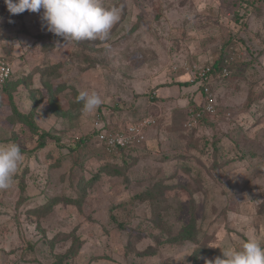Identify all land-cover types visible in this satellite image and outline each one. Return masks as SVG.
<instances>
[{"label": "rangeland", "instance_id": "obj_1", "mask_svg": "<svg viewBox=\"0 0 264 264\" xmlns=\"http://www.w3.org/2000/svg\"><path fill=\"white\" fill-rule=\"evenodd\" d=\"M104 3L122 8L108 39L67 42L47 30L43 9L11 14L0 0V59L12 69L0 92V143L18 144L24 157L12 186L0 190V263L205 264L264 236V0ZM224 54L232 74L214 83L218 120L190 126L198 106L188 100L172 117L158 113L171 111L167 102L151 111L165 100L159 87L194 85L186 67ZM83 90L102 96L91 114L77 102ZM51 95L62 114L51 110ZM98 112L108 129L142 117L156 123L142 147L110 155L95 141ZM83 138L92 151L75 165L81 150L70 149ZM107 165L126 168L130 180ZM149 189L156 197L134 198ZM81 192L82 207L62 201L38 217L52 198ZM193 223L195 242L173 240ZM73 236L79 254L62 259Z\"/></svg>", "mask_w": 264, "mask_h": 264}, {"label": "clouds", "instance_id": "obj_2", "mask_svg": "<svg viewBox=\"0 0 264 264\" xmlns=\"http://www.w3.org/2000/svg\"><path fill=\"white\" fill-rule=\"evenodd\" d=\"M4 3L11 14L25 10L38 13L43 9L47 30L67 42L107 40L122 13L121 7H107L104 0H4ZM4 87L0 92H4ZM76 99L83 103L82 111L86 114L95 112L103 102L101 94L94 90L80 91ZM23 159L18 144L0 143V190L12 186ZM221 250L222 257L206 259L205 264H264V236L249 237L237 249Z\"/></svg>", "mask_w": 264, "mask_h": 264}, {"label": "built area", "instance_id": "obj_3", "mask_svg": "<svg viewBox=\"0 0 264 264\" xmlns=\"http://www.w3.org/2000/svg\"><path fill=\"white\" fill-rule=\"evenodd\" d=\"M232 61V60H231ZM230 61H226L229 66ZM187 72H190V82L195 85H200L201 94L203 97V104L197 105L190 110V126L198 124L201 119L210 117L212 120L220 118V109L217 102L216 91L214 83L216 80H225L230 77L232 71L225 67L222 72L214 75L212 73L211 65L194 66L193 68L186 67ZM12 69L6 60L0 59V90L11 79ZM230 115V114H229ZM96 141L100 146H103L106 152L110 155L118 154L122 151L132 148H140L146 143L147 130L156 123L151 117H142L137 122L127 123L126 125L116 128L108 129L104 124V116L102 112L96 115ZM6 264V263H0Z\"/></svg>", "mask_w": 264, "mask_h": 264}, {"label": "trees", "instance_id": "obj_4", "mask_svg": "<svg viewBox=\"0 0 264 264\" xmlns=\"http://www.w3.org/2000/svg\"><path fill=\"white\" fill-rule=\"evenodd\" d=\"M243 2H245L247 5L250 3L252 5V1L254 0H242ZM226 54L223 55V57H221L219 60H217L213 65H211V69H212V73L214 75L222 72V70L225 68V67H230L231 68V65L227 66L225 64V57ZM229 68V69H230ZM232 69V68H231ZM230 69V70H231ZM232 71V70H231ZM232 74V73H231ZM230 74V75H231ZM187 85H190L189 83ZM5 90H7V87L5 88ZM157 98H154V101L156 100ZM49 102L51 104V110H53V112L58 115V113L61 112V114L63 113L62 110L59 108V105L57 103V101L55 100V98L51 95L49 96ZM83 107V105H82ZM38 108L37 104L34 105V109ZM82 113V112H81ZM28 121H31L30 120V116L28 117ZM205 118L201 119L200 122L202 120H204ZM46 138V134L42 133V134H39V142L38 143V148H42L44 146V143H42V140H44ZM89 149L92 151V148L89 144V142L87 141L86 138H83L81 140H79L75 146H73L71 149H70V152L71 153H75L79 150H81V153L80 154H77L74 158V161L73 163H75V165H78L80 164L78 162V159H83V156L86 155L87 153H89ZM103 151V149H101ZM132 150V149H130ZM104 153L106 151H103ZM217 159V157L215 158ZM137 160H131V163L130 164H126L127 162H125V166L126 168H129V167H132L133 165H136L137 162H135ZM215 164L218 165V162L215 161ZM108 167L107 168H112L113 172L118 175V176H123L124 177V181H129V175L126 173V168H118V167H112L110 165H107ZM106 167V166H105ZM126 173V174H125ZM125 175V176H124ZM99 178V174H95L91 180H88L89 183H94L98 180ZM88 185V183H84V187H86ZM160 193V191H159ZM158 194L153 192L152 189H149V190H146L140 194H136L135 195V199L137 200H142V201H146L147 199L149 198H154L156 197V195ZM64 202L66 204H69V205H74V206H77V207H82V204L83 202L85 201L84 199V193L81 192V195L78 196V197H75V198H72V197H67V196H61V197H55V198H52L50 203L48 204H45L43 207H39L37 208V215L39 218H43L45 217L50 210H52L57 204H59L60 202ZM36 210V209H35ZM196 226H195V223H193L191 226L185 228L178 236H176L175 238H173L174 241H177V242H185V241H191V242H195L196 239H197V233H196V230H195ZM80 247H81V239L80 238H77L73 236V242H72V246L70 247V249L67 251V254L65 257H63L62 259H68L70 257H73V256H76L77 254H79V250H80ZM206 253L205 250H201V251H198V254L199 253Z\"/></svg>", "mask_w": 264, "mask_h": 264}, {"label": "crops", "instance_id": "obj_5", "mask_svg": "<svg viewBox=\"0 0 264 264\" xmlns=\"http://www.w3.org/2000/svg\"><path fill=\"white\" fill-rule=\"evenodd\" d=\"M188 77H189L188 75L185 76L183 79H181V81L187 82ZM160 88H162L160 91V92H162L161 98L165 99V100H164V102H161L159 99L157 101H155V103L151 106V111H152V108H154V107L156 108V105L162 104V103L165 104V102H167L171 105H174V106H167L168 109L171 110V111H169L168 114L163 109H162V113H161V110L157 108L158 113L162 115V116H160V118H162V117L167 118L168 116L172 117V115L175 116L176 114L179 113V111H181V113L184 112L185 110H182V106L185 107L187 100H188V104H190V101L195 102L196 103L195 105H202L203 104L202 94L197 93L196 100H195L194 96H193V98L189 97V93L192 95V91H194L195 89L196 90L193 93L197 92V90L199 91V86H197V85H187V84L181 85L178 83V85L162 86V87H159L158 89H160ZM199 99H201V100H199ZM167 107L163 106V108H167ZM119 127H121V126H118V128ZM150 130L151 129H149L146 133L147 140L149 137Z\"/></svg>", "mask_w": 264, "mask_h": 264}, {"label": "bare ground", "instance_id": "obj_6", "mask_svg": "<svg viewBox=\"0 0 264 264\" xmlns=\"http://www.w3.org/2000/svg\"><path fill=\"white\" fill-rule=\"evenodd\" d=\"M132 149H137V148H132ZM139 149V148H138Z\"/></svg>", "mask_w": 264, "mask_h": 264}]
</instances>
